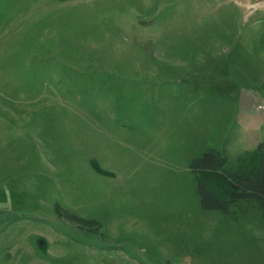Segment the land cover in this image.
<instances>
[{
    "label": "rangeland",
    "instance_id": "374dc122",
    "mask_svg": "<svg viewBox=\"0 0 264 264\" xmlns=\"http://www.w3.org/2000/svg\"><path fill=\"white\" fill-rule=\"evenodd\" d=\"M258 6L0 0V264H264V214L190 169L264 141Z\"/></svg>",
    "mask_w": 264,
    "mask_h": 264
},
{
    "label": "trees",
    "instance_id": "16d2710c",
    "mask_svg": "<svg viewBox=\"0 0 264 264\" xmlns=\"http://www.w3.org/2000/svg\"><path fill=\"white\" fill-rule=\"evenodd\" d=\"M253 155L255 159L248 168L235 171L225 168L226 158L215 148L193 158L190 169L199 177L198 191L204 208L229 212L232 205L246 201L264 214V141L256 145Z\"/></svg>",
    "mask_w": 264,
    "mask_h": 264
},
{
    "label": "built area",
    "instance_id": "2783aa9c",
    "mask_svg": "<svg viewBox=\"0 0 264 264\" xmlns=\"http://www.w3.org/2000/svg\"><path fill=\"white\" fill-rule=\"evenodd\" d=\"M258 3H259V6L256 7L257 9H255V11L264 8V0H258Z\"/></svg>",
    "mask_w": 264,
    "mask_h": 264
}]
</instances>
